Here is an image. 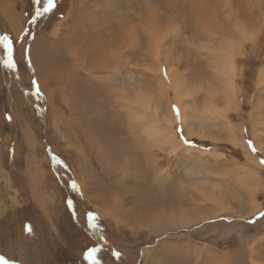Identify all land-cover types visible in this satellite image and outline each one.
<instances>
[{"label": "rangeland", "instance_id": "374dc122", "mask_svg": "<svg viewBox=\"0 0 264 264\" xmlns=\"http://www.w3.org/2000/svg\"><path fill=\"white\" fill-rule=\"evenodd\" d=\"M55 1L32 22L40 7L35 0H0V38L13 41L18 63L6 67L0 39V256L19 264H95L86 252L98 245L99 264H139L151 242L175 250L178 261L195 263L194 251L202 248L203 256L220 264L237 257L264 264V138L260 147L255 144L250 118L258 109L257 115H264V0ZM7 3L20 15V35L16 19L10 23L3 16ZM29 45L31 66L24 55ZM222 50L236 64V101L228 117L253 157L232 144L221 122L213 121L206 140L204 128L191 119L183 125L180 113L174 129L183 127L196 149L224 155L214 160L149 144L161 169L169 170L156 182L130 132L121 93L146 92L163 115H169L170 102L181 112L169 74L163 75L167 66V73L174 69L192 90L189 104L200 107L208 85L221 88L213 60ZM249 140L259 152L251 150ZM235 160L248 162L260 175L255 200L225 181L226 208L201 201L195 187L202 181L193 180L224 176ZM89 211L98 217L96 228L87 224ZM184 212L196 222L164 226L171 213Z\"/></svg>", "mask_w": 264, "mask_h": 264}, {"label": "bare ground", "instance_id": "6f19581e", "mask_svg": "<svg viewBox=\"0 0 264 264\" xmlns=\"http://www.w3.org/2000/svg\"><path fill=\"white\" fill-rule=\"evenodd\" d=\"M7 4L10 6L9 3H7ZM10 10H11V8L9 9L8 12H6V10L4 12L9 13ZM16 24H17V22H16ZM18 28H21V26L16 27L15 29L17 30ZM211 52H213V51H211ZM46 56H47V54L45 55V57ZM47 58L50 59L48 56H47ZM48 59H47V62L49 61ZM213 61H214V70H215L213 72L215 73V76H216L217 80L219 81L221 88L217 89V88H213L210 85H208L209 88H207L208 92L206 94V98L200 107H197L195 104H191V103L189 104L190 99H192V98L194 99V94L192 93V90L184 87L183 82L179 78H177L176 72L174 69L170 68V70L168 71L169 78L172 82L171 87H172V90L174 92L176 104L179 105L180 111H181L180 112L181 113L180 120L182 121L183 125L189 124L188 121H190V119L192 120V123L197 122L200 126H202V128H204L205 132H203L204 130L202 129L203 131H201L202 132L201 137L203 139H206V140H207V138H205V137H207L208 135L206 136L205 133L209 132V131H207L208 129L211 130V124L214 125L213 121H217V123L221 122L224 126V129L227 131L229 139L232 142V144L235 146L243 147V149H245V151L248 153L245 139L238 138V136L236 135L237 130H236L235 126L231 123V121L228 117L230 104L232 103V101H236L235 85H233L234 84L233 79H234V76L236 73V64L234 61V57L231 56L228 52L222 50V51L217 52V57ZM67 73H65V74H67ZM263 75H264V72H262L260 74V77H263ZM161 81H162L161 87L163 88V90L167 91L168 87H167L166 82L163 80H161ZM218 91L221 94H219ZM70 93L73 94L72 92H70ZM121 97H122L121 98L122 100H121L120 104L125 106L126 113H127V115H129V119L133 123V124L131 123L130 132H131L132 136H134V137L136 136L135 141L144 150L143 154H144V157H146L144 164L151 166L152 171L155 172V175H154L155 180L166 178L167 176H169V170L168 169H161L162 167H160L161 165L159 166V159L157 158V156L154 158L152 156V154H150V147L151 146L149 147V144L159 146L160 148L166 147L170 150V152H176V153L182 152L181 150L185 146L181 143L180 139L177 137V134H176L174 127H173L175 121L178 118V117L174 116V114H173V111H172V108H173L172 105L173 104L170 102L169 115L167 114V116H166V114L163 115V112H161L160 107H159L160 105L157 106L158 104L156 105V103L153 101L152 97L146 92L138 93L136 96H131L128 92L122 91ZM220 103H222V104L220 105ZM166 112H167V110H166ZM257 112H262V110H259V109L254 110V112L251 113L250 118L252 120V130H253L254 142L256 145H258L260 147V145H259L260 144V138L261 137L264 138V115H263V117H259V115H257ZM190 125L192 126V124H190ZM136 127H140L139 128L140 129L139 130V137H137ZM195 131L193 133L197 132V131L196 132ZM141 138H143L144 141L140 143ZM110 146H111V143H110ZM114 147H115V145H114ZM193 151H197V153L199 154L198 156H200L201 158H205V157L207 158V156H208V157H212V159H214V160H217V158H221L224 155L223 153L212 152L208 149L201 150L198 147H197V149L194 147L193 150L189 149L186 152L191 153ZM110 153L113 154L114 152H110ZM120 153L121 152H119V154ZM115 155L118 157V153H114V156ZM252 157L253 156H250V154L248 153L247 158L252 159ZM125 162H127V161H125ZM132 164L134 165L135 163L133 162ZM234 164L236 166H234V167L232 166L227 171L226 170L224 171L225 172L224 176L216 177L217 176V174H216V176L213 180H211L209 177H207V178L196 177L195 180H193V181H195V182L196 181H202V184L195 187V189H196L195 194L197 195V197L201 201L210 202L212 205L216 206L217 209L226 208L227 203L229 202L228 193L230 191V188L228 186L223 188L222 184L225 181H231V182L234 181L238 185V188H240L241 190H243L245 192V193H243L244 195H247L249 198H252L253 200H255L254 197H255L256 189L258 188V186L262 185L261 179L259 178L260 175L257 174L258 173L257 171L254 172L252 166H250L248 162H245V164L244 163L242 164V163L238 162V160H235ZM125 167H128V166H125ZM145 167H146V165H145ZM206 172H207V170H206ZM195 175H198V172ZM157 180H156V182H157ZM146 181H148V180H146ZM210 181H212L213 189L211 186L209 187ZM228 183H230V182H228ZM233 187H234V185H233ZM218 191L220 192V195H218V193H217ZM145 197L147 198L148 194H146ZM117 199L118 198H115V202H118V201H116ZM114 204H116V203H114ZM214 206H212L213 210L215 209ZM147 207H148V205L146 206V208ZM146 208L144 209V212H143L145 216H147V213L149 211V209L148 208L146 209ZM141 209H143V208H141ZM195 212H197V214H199L200 211L199 212L195 211ZM108 213L111 216H113L115 214V211L108 210ZM188 214L185 212L177 214V215L171 213V216L167 218L168 221L164 226H167V225L185 226V225H189V224L196 222L197 219L192 218L190 216V214L189 215ZM201 214H202V212H201ZM194 216H196V215H194ZM164 219L166 220V217H164ZM189 248H191L192 250L195 249L194 247H189ZM201 250H202V248H198V251H196V250L194 251V253H195L194 256L196 257L194 264H208L209 261H211L212 264H220L218 262H214L215 261L214 257H211V258L205 257V256H207V253H201L200 252ZM254 251H256V250L254 249L253 252ZM203 255H205V256H203ZM215 256H217V255H215ZM250 259H252V258H250ZM250 259L245 261V258L242 257V259H241L240 257H237L236 259H233L232 262H228V264H247Z\"/></svg>", "mask_w": 264, "mask_h": 264}, {"label": "snow or ice", "instance_id": "6c2138e0", "mask_svg": "<svg viewBox=\"0 0 264 264\" xmlns=\"http://www.w3.org/2000/svg\"><path fill=\"white\" fill-rule=\"evenodd\" d=\"M35 3L37 5H40V7L36 8L35 10V16L31 18V21H35V17L41 16L43 13L49 12L54 6H55V0H35ZM30 31L26 33V35H29ZM3 41V47L5 49L4 52V64L6 67L9 69H14L18 68V63L15 60V49H14V43L10 39L9 36L5 35L2 38ZM21 43L23 42V39L20 41ZM24 55H25V63L27 66H31L33 61H32V51H31V46H27L24 50ZM167 66L164 68L163 75L167 76ZM35 83V82H34ZM39 91V89H38ZM173 109L177 113V117L179 118L180 112L179 108L173 104L172 105ZM182 123V121H181ZM177 133V137L180 139L181 143L185 146L181 151L186 152L189 149H193V141L189 140L187 138V135L185 133V130L183 127H178L174 129ZM248 145L251 148L253 152H259V150L255 147L254 143L249 140ZM262 165H264V159L260 161ZM72 188L75 191H79L78 186L76 185L75 182L72 184ZM67 204L73 208H75V203L73 200H68ZM78 216V212H77ZM261 217H264V211L260 213ZM98 217L93 214L91 211H89L88 216H87V224L90 228H96V221ZM168 229L165 228L164 231H167ZM28 231H31V228L28 229ZM162 232H157V235H161ZM101 239H103V236H101ZM100 251V246H93L90 247L87 252H86V258L89 260H92L95 262V264H99V261L97 260V253ZM119 256L120 254L117 253ZM0 264H19L18 261H8L4 257L0 256ZM139 264H194V260L191 258L184 259L182 261H178L176 259V252L175 250L172 249H162L159 247V245H153L151 242H148L147 245V255L141 254V259L139 261ZM208 264H212L211 261L208 262Z\"/></svg>", "mask_w": 264, "mask_h": 264}, {"label": "crops", "instance_id": "0c3cea01", "mask_svg": "<svg viewBox=\"0 0 264 264\" xmlns=\"http://www.w3.org/2000/svg\"><path fill=\"white\" fill-rule=\"evenodd\" d=\"M8 6L9 5L3 7L2 9H6V7H8ZM9 9H10V6H9ZM3 16H4V18L10 20V23H11V19H16V20H13V24H16V22H17L18 25L16 27H19L20 26L21 21L19 20V22H18V19H19L18 17H20V15L18 16V13H16L15 10L12 7H11V11L8 14H4L3 13ZM22 21H23V18H22ZM17 30H18V32H16L17 35L22 34L24 32L23 31L24 30V26L22 25L21 28H18Z\"/></svg>", "mask_w": 264, "mask_h": 264}, {"label": "trees", "instance_id": "16d2710c", "mask_svg": "<svg viewBox=\"0 0 264 264\" xmlns=\"http://www.w3.org/2000/svg\"><path fill=\"white\" fill-rule=\"evenodd\" d=\"M55 3H56V1H55Z\"/></svg>", "mask_w": 264, "mask_h": 264}]
</instances>
